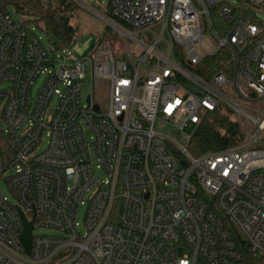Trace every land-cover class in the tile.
Listing matches in <instances>:
<instances>
[{
    "label": "built area",
    "instance_id": "obj_1",
    "mask_svg": "<svg viewBox=\"0 0 264 264\" xmlns=\"http://www.w3.org/2000/svg\"><path fill=\"white\" fill-rule=\"evenodd\" d=\"M109 5L124 51L63 59L0 9V264H264V0ZM88 75L102 97H82ZM217 110L241 139L201 156L156 128Z\"/></svg>",
    "mask_w": 264,
    "mask_h": 264
},
{
    "label": "rangeland",
    "instance_id": "obj_2",
    "mask_svg": "<svg viewBox=\"0 0 264 264\" xmlns=\"http://www.w3.org/2000/svg\"><path fill=\"white\" fill-rule=\"evenodd\" d=\"M234 1V0H230ZM67 5L70 6L68 14L71 15V23L78 28V34L73 43L68 47L67 50H56V58L63 59L67 54H73L76 58H84L91 53H96L100 49H112L114 51H124L126 48L125 40L122 38L118 28L109 23L104 16H110V0H66ZM56 5L57 3L54 2ZM11 12L13 17L18 22H23L24 17L20 15L12 7ZM255 19L264 23V9L254 11ZM30 31L37 37L41 38L43 44L50 48V43L47 35L39 27L34 24L29 25ZM102 40L103 36H106ZM47 79V75L43 74L37 78L32 89H31V102L35 103L38 94L42 89L44 82ZM9 86L8 81H0V89H6ZM193 88L192 84L189 86ZM105 89L102 86V82L97 79H92L91 75L82 82V97L84 100L87 99L88 95L94 93L96 96L102 97ZM57 105V99L55 98L52 107ZM156 128L162 132L167 139L177 143L179 146L188 148L189 140L194 133V126H187L183 130L180 128L167 123L162 120H158ZM2 129L5 130L6 126L2 125ZM90 133L86 131V136L89 137ZM167 142L169 146H175L171 142ZM97 161L93 160V167L95 174L99 180L105 178V173L102 170L97 169ZM3 193L10 199L11 202L15 203L16 198L12 191L3 183L1 186ZM86 202L80 206L78 213L79 229L84 234L87 229L85 225L87 204L89 201V195L84 198ZM35 235H53L55 234L52 230L44 228H38L34 231Z\"/></svg>",
    "mask_w": 264,
    "mask_h": 264
},
{
    "label": "trees",
    "instance_id": "obj_3",
    "mask_svg": "<svg viewBox=\"0 0 264 264\" xmlns=\"http://www.w3.org/2000/svg\"><path fill=\"white\" fill-rule=\"evenodd\" d=\"M65 1L0 0V9L13 7L24 17L22 23L26 28L29 29L30 24L36 25L45 32L51 47L61 50L69 47L78 34V28L71 23L72 16L68 14L70 6ZM108 13L111 15L109 10ZM260 24L264 30V23ZM104 38H107V35L103 36L102 40ZM240 139L239 125L231 114L228 111L217 110L209 113L195 126L188 150L194 156H201L234 145Z\"/></svg>",
    "mask_w": 264,
    "mask_h": 264
},
{
    "label": "water",
    "instance_id": "obj_4",
    "mask_svg": "<svg viewBox=\"0 0 264 264\" xmlns=\"http://www.w3.org/2000/svg\"><path fill=\"white\" fill-rule=\"evenodd\" d=\"M182 164L186 165V162L185 161H182ZM22 218H23V222H24V225H25V230H24V233L22 235V240L26 246V250L28 252H30V249H31V244H32V230H33V223L32 222H28L25 218V216L23 215L22 213Z\"/></svg>",
    "mask_w": 264,
    "mask_h": 264
}]
</instances>
